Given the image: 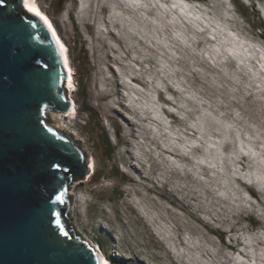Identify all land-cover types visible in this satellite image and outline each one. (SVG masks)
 Masks as SVG:
<instances>
[{"label": "rangeland", "instance_id": "obj_1", "mask_svg": "<svg viewBox=\"0 0 264 264\" xmlns=\"http://www.w3.org/2000/svg\"><path fill=\"white\" fill-rule=\"evenodd\" d=\"M35 1L67 46L76 104L46 111L48 124L81 141L96 171L66 187L78 237L110 264H264L256 20L232 0ZM240 1L264 22V0ZM84 96L114 145L109 160Z\"/></svg>", "mask_w": 264, "mask_h": 264}, {"label": "water", "instance_id": "obj_2", "mask_svg": "<svg viewBox=\"0 0 264 264\" xmlns=\"http://www.w3.org/2000/svg\"><path fill=\"white\" fill-rule=\"evenodd\" d=\"M65 79L60 52L43 20L22 0H3L0 264H99L98 252L63 221L67 185L89 173L81 141L48 124L45 114L49 106L69 111Z\"/></svg>", "mask_w": 264, "mask_h": 264}, {"label": "trees", "instance_id": "obj_3", "mask_svg": "<svg viewBox=\"0 0 264 264\" xmlns=\"http://www.w3.org/2000/svg\"><path fill=\"white\" fill-rule=\"evenodd\" d=\"M50 2L55 7H57L58 9H61L63 7L64 3L66 2V0H51ZM232 2H233V5L235 6V9L237 10V12H239L243 18H245L248 21L250 19L256 20L255 24H254V30H257L259 32L258 33L259 36H261V38L264 41V22L260 19L259 15H258V11L254 8V5L247 6L243 2H241L240 0H232ZM84 53L86 54L85 50H84ZM83 75L86 76V74H81L82 78L84 77ZM79 108H80L81 112L83 114H85L88 118L95 120V121H93V126H94V130L96 132L95 133L96 136L93 138V142L95 143L96 150H98L99 158H102L105 160L111 159L112 154L114 153V150H115L114 145L112 144V142L110 140L108 132L101 125V122H100L98 116L93 117L94 115H93L92 107L87 102L85 96H84V99L82 100L81 106ZM47 109L53 110L54 107L49 106ZM94 123L96 125H94ZM91 174H92V178H94L96 171H94ZM65 175L68 176V174H65ZM249 192L254 197H259V194L255 190L250 188ZM67 212H68V203L66 202V209H65V212L63 215V221H64V223L67 224L69 231L74 232L71 228V224L69 223V219L67 217ZM250 220H251V222H253L255 224L257 223V221H255L252 217H250ZM220 237L222 238V236H220Z\"/></svg>", "mask_w": 264, "mask_h": 264}, {"label": "bare ground", "instance_id": "obj_4", "mask_svg": "<svg viewBox=\"0 0 264 264\" xmlns=\"http://www.w3.org/2000/svg\"><path fill=\"white\" fill-rule=\"evenodd\" d=\"M23 3V7L30 13H34L35 15L39 16L43 22L45 23V25L47 26L48 30L50 31L57 47L58 50L60 52V57L66 72V79L64 81V85H65V89L67 93H71L72 92V85H73V81H72V71H71V66L69 63V56H68V52H67V46L64 43V41L62 40V38L60 37L55 24L53 23L52 19L48 16V14L46 12H44L39 5L37 4V2L35 0H27L28 5L33 9V10H29V7H25V0H22ZM38 13V14H37ZM70 97V109L69 111H67L65 113L66 115H73L76 113V104L75 101L73 100V98L71 96ZM89 174L87 176L90 177V174L92 173L93 170V165L92 162H89ZM98 252L99 255V264H110V262L108 261L109 259L104 255L103 252H100V250L95 249ZM155 255V254H154Z\"/></svg>", "mask_w": 264, "mask_h": 264}, {"label": "snow or ice", "instance_id": "obj_5", "mask_svg": "<svg viewBox=\"0 0 264 264\" xmlns=\"http://www.w3.org/2000/svg\"><path fill=\"white\" fill-rule=\"evenodd\" d=\"M0 3H3V0H0ZM25 7H29V10H33L29 5H28V3H27V0H25ZM38 14V13H37ZM56 167H59V165H57ZM62 193L60 194V195H57L56 196V200H60L61 199V197H62Z\"/></svg>", "mask_w": 264, "mask_h": 264}, {"label": "clouds", "instance_id": "obj_6", "mask_svg": "<svg viewBox=\"0 0 264 264\" xmlns=\"http://www.w3.org/2000/svg\"><path fill=\"white\" fill-rule=\"evenodd\" d=\"M98 249H99V247H98ZM98 249H97V250H98Z\"/></svg>", "mask_w": 264, "mask_h": 264}]
</instances>
